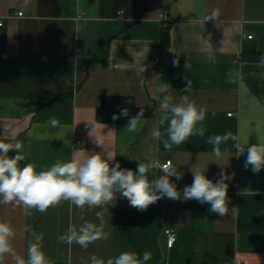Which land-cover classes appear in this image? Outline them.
<instances>
[{
    "label": "crops",
    "instance_id": "1",
    "mask_svg": "<svg viewBox=\"0 0 264 264\" xmlns=\"http://www.w3.org/2000/svg\"><path fill=\"white\" fill-rule=\"evenodd\" d=\"M213 8L220 9V21L197 22ZM166 23L170 48L161 59ZM0 24V138L22 142V165L46 170L73 152H111L113 164L135 171L150 153L183 173L181 180L171 178L181 192L195 167L207 168L214 182L222 169L235 174L225 181L230 212L224 217L209 212V204L168 198L139 211L117 193L105 213L109 238L86 250L57 240L70 223H82L80 210L67 202L31 216L0 205V221H10L17 233L12 245L18 255L27 257L30 233L24 229L30 226L44 234L43 250L53 264H81V258L91 264V254L106 261L124 251L150 252L146 264H264V169H246L247 153L231 139L221 143L226 155L218 160L207 143L209 136L231 132L246 151L264 137V64L242 59L243 53L264 56V0H0ZM164 86L176 101L187 94L207 109L204 137L171 150L164 148L166 137L152 138L162 115L157 89ZM106 96L131 97L153 116L142 118L135 132L125 130L129 119L102 123L107 127L100 125V132H113L98 146L93 136L100 132L90 133ZM52 117L59 121L55 128L48 124ZM160 127L163 132L166 125ZM100 210L85 208L83 215L98 223ZM116 211L137 212V226H116ZM168 228L178 233L172 249ZM4 264L14 261L9 256Z\"/></svg>",
    "mask_w": 264,
    "mask_h": 264
},
{
    "label": "clouds",
    "instance_id": "2",
    "mask_svg": "<svg viewBox=\"0 0 264 264\" xmlns=\"http://www.w3.org/2000/svg\"><path fill=\"white\" fill-rule=\"evenodd\" d=\"M28 0H25L27 3ZM122 11V10H121ZM221 11L213 8L209 13L197 19L198 23L205 24L208 21H220ZM131 18H128L130 22ZM179 61H174L178 66ZM260 63L264 64V56ZM187 66V65H186ZM143 84V81H141ZM191 88L187 82L186 93ZM157 91L161 94L159 107L161 118L158 126L152 130V138L160 142L162 137L166 150H171L173 146L185 143L190 137H204L206 129L203 122L206 119L207 109L197 105L190 99L189 95H180L176 101L170 94L167 86L160 87ZM129 110L124 108L119 114H113L112 119L118 120L121 116L127 117ZM144 117V110H141L128 120L126 129L128 132H135L139 123ZM48 124L55 128L59 121L52 117ZM106 125L92 124L91 136L94 132H100L99 126ZM161 131L160 126H164ZM259 127V125H257ZM113 131L107 135L103 132L93 136L94 143L103 146L110 138ZM229 139L236 142V150L242 154L247 153L245 168H251L253 173H259L264 169V137L259 136V142L247 146L246 151L242 147L236 135L228 132L221 135L209 136L207 143L212 145V155L218 160L222 159L226 153L221 151L220 145ZM23 144L14 137L11 140L0 138V205H10L13 208H23L26 215L31 216L32 210L46 213L50 208L58 207L61 203L67 202L81 212L79 225L70 223L64 234H58L57 240L69 246L76 244L83 249L99 240H107L110 232L106 230L105 213L114 206L117 193L126 198L129 205L139 211L157 203L162 198L173 201L195 200L200 204H209V212L224 217L229 214V184L225 181L234 178V173L229 175L223 169L220 171L219 179L215 182L209 179L205 173L207 168L195 167L192 169L193 181L191 185L178 190L176 180L183 179V173L178 171V167L171 161L161 163L158 157L146 156L144 161H139L137 169L122 168L119 162L112 163L116 155L107 152L103 153H83L73 152L70 159L66 161L57 160L46 170H37L34 163L21 164L25 160L22 153ZM10 151L15 155L10 156ZM153 170L162 172V175L155 176ZM149 175L155 176L149 180ZM85 208L88 210L101 209L95 212L97 222L85 219L83 215ZM238 209L232 208L231 214L235 215ZM25 232L30 233L27 244V257L18 255L12 245L16 238V231L10 221H0V264H4L6 257H11L14 264H53V261L43 250L44 234L38 233L30 226L25 227ZM152 258V254L145 251L142 256L136 252L124 251L114 258L106 261L98 258L96 254H91L88 258L91 264H146ZM81 264L88 262L81 258Z\"/></svg>",
    "mask_w": 264,
    "mask_h": 264
},
{
    "label": "trees",
    "instance_id": "3",
    "mask_svg": "<svg viewBox=\"0 0 264 264\" xmlns=\"http://www.w3.org/2000/svg\"><path fill=\"white\" fill-rule=\"evenodd\" d=\"M170 29L171 25L166 23L161 32V59L170 48ZM242 59L246 61L259 62L261 55L259 53H243ZM127 108L129 114L127 117L121 116L119 119H130L134 117L141 108L137 106L135 100L131 97L106 96L102 98L101 104L97 109L96 118L100 123H114L113 114H119L122 109ZM143 119H149L153 116L154 110L143 108ZM118 119V120H119ZM114 223L120 227H136L138 223V214L135 211H116L114 214Z\"/></svg>",
    "mask_w": 264,
    "mask_h": 264
},
{
    "label": "built area",
    "instance_id": "4",
    "mask_svg": "<svg viewBox=\"0 0 264 264\" xmlns=\"http://www.w3.org/2000/svg\"><path fill=\"white\" fill-rule=\"evenodd\" d=\"M18 16L22 17L23 14L20 13ZM0 26H2V24H0ZM249 39H252V37H249ZM165 236L167 238V248H174L178 241V233L174 229L168 228L165 231Z\"/></svg>",
    "mask_w": 264,
    "mask_h": 264
}]
</instances>
